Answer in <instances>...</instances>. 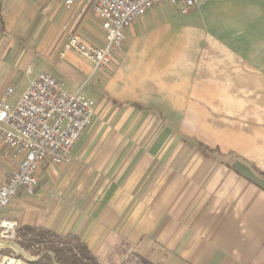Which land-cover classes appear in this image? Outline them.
Wrapping results in <instances>:
<instances>
[{"label":"crops","instance_id":"crops-1","mask_svg":"<svg viewBox=\"0 0 264 264\" xmlns=\"http://www.w3.org/2000/svg\"><path fill=\"white\" fill-rule=\"evenodd\" d=\"M64 1L0 0V100L27 77L14 105L39 72L68 92L84 83L65 87L92 67L61 54L66 38L101 46L104 33L86 0ZM85 95L95 116L68 159L43 162L34 195L0 218L76 234L103 263L134 247L156 264H264V0L149 8ZM17 164L0 141V184Z\"/></svg>","mask_w":264,"mask_h":264},{"label":"built area","instance_id":"built-area-1","mask_svg":"<svg viewBox=\"0 0 264 264\" xmlns=\"http://www.w3.org/2000/svg\"><path fill=\"white\" fill-rule=\"evenodd\" d=\"M104 30L101 46L85 42L77 33H69L61 54L81 55L92 63L91 74L111 66L113 54L125 43L127 28L149 8L169 3L182 14L204 0H86ZM70 5L74 0H65ZM13 92L6 88V94ZM94 101L85 95L82 85L68 92L62 81L39 72L30 81L14 105L0 100V141L11 149L17 167L0 184V212L22 193L36 192L37 170L43 162L66 161L82 131L94 119ZM16 221L0 218V237L15 239ZM18 259L4 257L3 264Z\"/></svg>","mask_w":264,"mask_h":264},{"label":"trees","instance_id":"trees-1","mask_svg":"<svg viewBox=\"0 0 264 264\" xmlns=\"http://www.w3.org/2000/svg\"><path fill=\"white\" fill-rule=\"evenodd\" d=\"M14 234V241L29 248L30 254L36 257L28 261L29 264H104L76 234L59 235L50 229L30 225L15 228ZM15 257L23 259L18 254ZM140 260L144 264H156Z\"/></svg>","mask_w":264,"mask_h":264},{"label":"rangeland","instance_id":"rangeland-1","mask_svg":"<svg viewBox=\"0 0 264 264\" xmlns=\"http://www.w3.org/2000/svg\"><path fill=\"white\" fill-rule=\"evenodd\" d=\"M103 33H104V30H103ZM83 62L90 69V63L88 62V60H86V58L83 59ZM106 69H104V70H106ZM90 71H91V69H90ZM90 71H89V73L84 72L83 77L81 79H78L72 85L71 84L69 85L66 82V80H64L65 87L69 90H74L83 81L84 83L82 84V90L85 93L86 86L94 79L95 74L98 72H101L102 70H97L94 74H91ZM27 76H28V78H31V75H27ZM26 79H27V77H23V79L21 80V85L19 87L15 84V93L6 97L7 101L13 102L17 98V95L20 92V90H21L20 88L23 84L22 82H23V80L26 82ZM181 146H182L181 142H175V149H182ZM183 148H185V147H183ZM197 148L204 149L203 147L199 146L196 143L192 147H190V149H193V150L194 149L196 150ZM211 155H212V160L215 161L217 164L233 165L235 162H240V160L236 159L233 155H229V154L220 155L217 151H212ZM255 173L257 174L258 178H260V177L264 178V174H262L260 171L259 172L255 171ZM11 242L16 244L18 247L17 249L21 250L22 251L21 253H23L25 256L35 258L34 255L30 254L29 248L23 247L22 245L16 243L14 240ZM120 247L122 248V245L119 246V248ZM122 249H124V250L122 251L121 254H119L120 256H118L116 254L115 255H109L107 258H104L105 259L104 263L105 264H144L139 259V256L136 255V252L134 251V247H130V248L127 247V248H122ZM2 251H3L2 254L6 255L7 257L16 258L15 255L17 254V252L15 251V249L12 246H10L9 248H4ZM3 258H4L3 256L0 257V264H3ZM16 259H18V258H16ZM18 260H20V263L22 262V259H18Z\"/></svg>","mask_w":264,"mask_h":264},{"label":"water","instance_id":"water-1","mask_svg":"<svg viewBox=\"0 0 264 264\" xmlns=\"http://www.w3.org/2000/svg\"><path fill=\"white\" fill-rule=\"evenodd\" d=\"M10 246H12L15 249V251L17 252L18 255H21L22 254L21 251L17 249L18 247H17L16 244L10 243ZM27 259H29V258H27ZM30 259H32V258H30Z\"/></svg>","mask_w":264,"mask_h":264}]
</instances>
